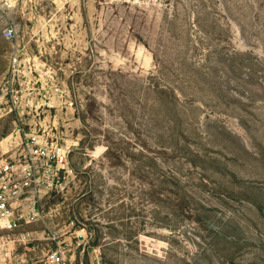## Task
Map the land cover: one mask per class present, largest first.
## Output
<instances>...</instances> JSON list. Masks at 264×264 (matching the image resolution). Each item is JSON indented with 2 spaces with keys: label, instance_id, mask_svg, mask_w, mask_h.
Segmentation results:
<instances>
[{
  "label": "rangeland",
  "instance_id": "rangeland-1",
  "mask_svg": "<svg viewBox=\"0 0 264 264\" xmlns=\"http://www.w3.org/2000/svg\"><path fill=\"white\" fill-rule=\"evenodd\" d=\"M0 3V157L56 173L0 264H264V0Z\"/></svg>",
  "mask_w": 264,
  "mask_h": 264
},
{
  "label": "built area",
  "instance_id": "built-area-1",
  "mask_svg": "<svg viewBox=\"0 0 264 264\" xmlns=\"http://www.w3.org/2000/svg\"><path fill=\"white\" fill-rule=\"evenodd\" d=\"M6 10L7 7L0 3V37L9 41L15 37L16 28ZM24 144L27 152L22 154V159L0 157V228L8 231L38 216L35 203L43 179L38 175L37 161L48 172L45 178L49 179V185L56 175L53 169L54 152L50 153V149L40 143L36 135H28ZM61 259L59 253L50 256L53 264L60 263Z\"/></svg>",
  "mask_w": 264,
  "mask_h": 264
}]
</instances>
